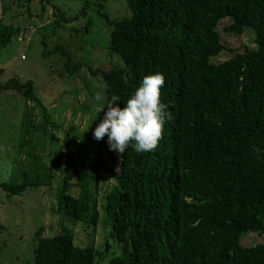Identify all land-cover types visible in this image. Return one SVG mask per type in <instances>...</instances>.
I'll return each mask as SVG.
<instances>
[{
    "label": "trees",
    "instance_id": "obj_1",
    "mask_svg": "<svg viewBox=\"0 0 264 264\" xmlns=\"http://www.w3.org/2000/svg\"><path fill=\"white\" fill-rule=\"evenodd\" d=\"M124 1L126 14L119 18L101 6L95 10L111 27L107 48L116 60L89 72L103 81V102L118 95L121 108L145 76L162 73L161 101L171 119L165 118L151 152L111 151L105 136L90 140L84 163L67 147L56 191L67 223L50 235L34 230L27 264H97L103 253L105 264H264L263 241L240 244L248 233L264 235V0ZM52 7L53 24L71 22ZM86 11L87 4L74 18ZM17 30L1 17L0 47ZM220 30L236 38L249 33L255 46L212 62L224 49ZM81 66L64 63L68 75ZM32 84L11 78L0 89L39 105ZM101 172L113 180L103 197L109 227L103 253L91 244L75 246L70 227L97 223L93 191ZM0 186L18 195L37 184Z\"/></svg>",
    "mask_w": 264,
    "mask_h": 264
},
{
    "label": "rangeland",
    "instance_id": "obj_2",
    "mask_svg": "<svg viewBox=\"0 0 264 264\" xmlns=\"http://www.w3.org/2000/svg\"><path fill=\"white\" fill-rule=\"evenodd\" d=\"M10 1L12 4L5 9ZM86 4V13L74 18ZM53 5L71 22L53 24L57 18ZM98 6L110 18L126 14L124 0H0V16L6 24L18 28L0 47V82L30 79L41 100L39 106L12 89H0V183L37 184L18 195H7L0 186V264H27L34 230L40 227L43 236L50 235L58 223H67L56 205L62 177L57 165L64 164L67 147L75 160L90 161L87 149L98 120L104 115L103 110L96 113L94 96H104V84L89 70L106 69L116 60L107 48L111 27L95 12ZM219 37L224 49L233 51L219 50L212 55V62L242 51L244 46H255L249 33L236 38L220 30ZM67 59L71 65L82 66L68 75L64 67ZM47 112L49 123L45 122ZM70 183L71 189H77L73 178ZM112 183L106 172L98 176L93 191L98 221L95 225L79 221L70 224L75 246L91 244L98 252H104L109 227L103 197L105 188ZM260 241L264 242V235L255 232L240 238V244L246 247ZM106 257L103 253L97 264H105Z\"/></svg>",
    "mask_w": 264,
    "mask_h": 264
},
{
    "label": "clouds",
    "instance_id": "obj_3",
    "mask_svg": "<svg viewBox=\"0 0 264 264\" xmlns=\"http://www.w3.org/2000/svg\"><path fill=\"white\" fill-rule=\"evenodd\" d=\"M164 83L162 73L145 76L123 108L118 105V95H112L104 103L105 97L96 93V113L105 107L107 111L94 130V138L99 141L107 136L109 150L119 153L129 147L138 153L154 151L163 137L165 118L171 119V113L161 101Z\"/></svg>",
    "mask_w": 264,
    "mask_h": 264
},
{
    "label": "built area",
    "instance_id": "obj_4",
    "mask_svg": "<svg viewBox=\"0 0 264 264\" xmlns=\"http://www.w3.org/2000/svg\"><path fill=\"white\" fill-rule=\"evenodd\" d=\"M22 57V56H21Z\"/></svg>",
    "mask_w": 264,
    "mask_h": 264
}]
</instances>
